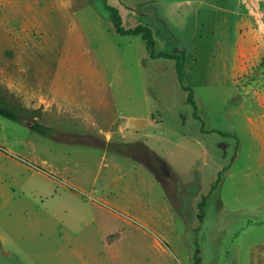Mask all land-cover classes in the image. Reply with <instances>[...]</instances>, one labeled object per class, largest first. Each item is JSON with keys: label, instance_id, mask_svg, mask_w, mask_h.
Wrapping results in <instances>:
<instances>
[{"label": "rangeland", "instance_id": "1", "mask_svg": "<svg viewBox=\"0 0 264 264\" xmlns=\"http://www.w3.org/2000/svg\"><path fill=\"white\" fill-rule=\"evenodd\" d=\"M108 2L126 26H154L156 52L186 49L205 126L175 61L118 33L101 0H13L0 104L24 119L0 114V264H194L198 248L205 264H264V150L249 122L264 103V0Z\"/></svg>", "mask_w": 264, "mask_h": 264}, {"label": "trees", "instance_id": "2", "mask_svg": "<svg viewBox=\"0 0 264 264\" xmlns=\"http://www.w3.org/2000/svg\"><path fill=\"white\" fill-rule=\"evenodd\" d=\"M102 3V7L103 10L100 11L101 14L105 17V18H109L113 25L115 30L123 35H140L142 37V39L145 41L148 51L150 53V56L153 58H158V57H164V58H170L176 61V70H177V75H178V79L180 81L181 87L187 91V101L188 103H190L193 107V115L196 119H198L201 123H202V128H204L205 123L203 118L199 115L198 113V109L199 106L197 104V101L195 100V94H194V90L191 87V85L186 83V77H185V69H186V63H187V53H186V49H181L177 52H168L165 50H162L160 52H156L155 48H156V43L157 40L155 38V30H154V26L150 23H144V22H140L135 26H126L124 24V18L121 14L120 8L112 5L108 2V0H101ZM0 114L4 117L10 118L12 120L15 121H22L24 119V117L18 113L17 111L8 108L6 106H3L0 104ZM32 127L35 131L48 136L50 138H54L57 135V131L54 127L50 126V125H46L43 124L41 122H33ZM216 130V129H214ZM223 134L228 135V136H235L237 139V135L232 134V133H226L223 132ZM69 138V135H67V139ZM80 140H83L84 142L87 143H93V144H98V145H102L104 143V141H106L109 145L110 143H112V147L116 150H120L122 147L128 146L126 142L124 141H118V142H112L111 140H102V139H96L94 137H90V136H84L81 137ZM236 156V154L233 156L232 160L234 159V157ZM229 166L224 167L228 168ZM223 169V170H224ZM223 170H221L219 172V176L216 180V182L213 184L212 186V190L214 188H216L222 178V172ZM205 200L206 197L200 202L199 206L201 209V212L199 214L200 219L204 218V205H205ZM200 253V249L198 248L195 252V254L193 255V261L194 264H205L202 261V257L199 255Z\"/></svg>", "mask_w": 264, "mask_h": 264}, {"label": "crops", "instance_id": "3", "mask_svg": "<svg viewBox=\"0 0 264 264\" xmlns=\"http://www.w3.org/2000/svg\"><path fill=\"white\" fill-rule=\"evenodd\" d=\"M22 1H24V0H22ZM12 3H13V0H0V9H3L4 7H6V6H8L9 4H12ZM148 56H150L149 52H148ZM165 59H167V58H165ZM175 68H176V61H175ZM260 106L263 109V111L258 113V115L255 116V117H249V122H250V124L252 126V132H253V135H255L254 137L257 138L260 141V143L262 145V149L264 150V103L260 104ZM147 115H148V117H152L153 111H151V113H148ZM150 121L155 122V118H153V117L150 118ZM136 126H139V128H140V126H142V124H136ZM237 154L238 153H236V156L234 157L233 161H235V159H237V156H238ZM232 164L233 163H231L229 165L230 169L232 167Z\"/></svg>", "mask_w": 264, "mask_h": 264}, {"label": "water", "instance_id": "4", "mask_svg": "<svg viewBox=\"0 0 264 264\" xmlns=\"http://www.w3.org/2000/svg\"><path fill=\"white\" fill-rule=\"evenodd\" d=\"M33 123H31V125H32Z\"/></svg>", "mask_w": 264, "mask_h": 264}]
</instances>
